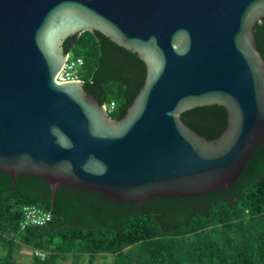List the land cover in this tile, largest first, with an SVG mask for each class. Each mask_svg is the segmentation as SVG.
<instances>
[{
	"label": "water",
	"instance_id": "1",
	"mask_svg": "<svg viewBox=\"0 0 264 264\" xmlns=\"http://www.w3.org/2000/svg\"><path fill=\"white\" fill-rule=\"evenodd\" d=\"M264 0H0V172L117 202L228 187L264 141ZM97 31L145 65L112 118L79 78L57 81L63 42ZM219 105L213 138L180 115Z\"/></svg>",
	"mask_w": 264,
	"mask_h": 264
},
{
	"label": "trees",
	"instance_id": "2",
	"mask_svg": "<svg viewBox=\"0 0 264 264\" xmlns=\"http://www.w3.org/2000/svg\"><path fill=\"white\" fill-rule=\"evenodd\" d=\"M264 59V18L254 26ZM63 50L81 57L84 89L109 115L120 118L142 86L144 63L97 31L68 37ZM194 131L217 136L226 125L223 106L195 107L180 115ZM44 179L0 172V264H15L18 247L40 250L32 264H58L87 255H113L114 264H264V141L248 156L228 187L188 196L151 197L141 204L117 202L87 189L61 187L50 202ZM50 212L43 225L20 228L22 206Z\"/></svg>",
	"mask_w": 264,
	"mask_h": 264
},
{
	"label": "built area",
	"instance_id": "3",
	"mask_svg": "<svg viewBox=\"0 0 264 264\" xmlns=\"http://www.w3.org/2000/svg\"><path fill=\"white\" fill-rule=\"evenodd\" d=\"M82 65L83 59L81 57L71 58L68 54L63 68L56 76L57 81L60 82L79 78L78 71L81 69ZM103 105L106 111L110 113V111L114 108L115 103L114 101H111L110 103ZM21 210L23 215V218L20 222L21 229H24L26 226L29 225H43L51 218L50 212L44 211L34 205H23ZM33 254L40 257L44 256V253L40 250H34Z\"/></svg>",
	"mask_w": 264,
	"mask_h": 264
},
{
	"label": "rangeland",
	"instance_id": "4",
	"mask_svg": "<svg viewBox=\"0 0 264 264\" xmlns=\"http://www.w3.org/2000/svg\"><path fill=\"white\" fill-rule=\"evenodd\" d=\"M3 254V250L0 247V255ZM113 255L110 254H98L94 264H114ZM15 264H32L33 262V252L30 248L26 246H20L15 252ZM58 264H72L71 258L65 260H59ZM78 264H87V255L83 254L79 258Z\"/></svg>",
	"mask_w": 264,
	"mask_h": 264
}]
</instances>
